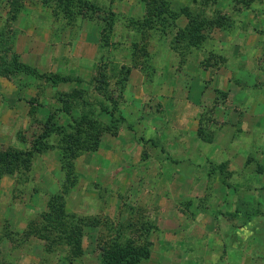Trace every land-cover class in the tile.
Wrapping results in <instances>:
<instances>
[{
    "label": "rangeland",
    "instance_id": "374dc122",
    "mask_svg": "<svg viewBox=\"0 0 264 264\" xmlns=\"http://www.w3.org/2000/svg\"><path fill=\"white\" fill-rule=\"evenodd\" d=\"M54 3L0 0V152L20 153L1 165L0 264H101L127 242L137 264H264V0ZM143 103L169 138L191 135L190 155L148 177L140 164L77 175L75 158L122 126L155 136L135 126ZM83 114L73 157L59 127Z\"/></svg>",
    "mask_w": 264,
    "mask_h": 264
},
{
    "label": "crops",
    "instance_id": "0c3cea01",
    "mask_svg": "<svg viewBox=\"0 0 264 264\" xmlns=\"http://www.w3.org/2000/svg\"><path fill=\"white\" fill-rule=\"evenodd\" d=\"M137 90H140L143 95L145 94L143 87H137ZM128 93L129 86L127 85L124 91L125 99L127 101L126 105L128 103H133L131 100L130 102L129 100H127ZM43 105H45V103ZM142 107H144L143 111L145 115L136 120L137 125L135 124V126L136 128H138L137 126L139 120L144 122V124L152 125V129L149 131L150 133L153 132L155 136L146 134L143 129L144 127H142L145 125H139L141 126L140 129L138 128L140 132L137 133L132 128L122 126L117 134L106 136L103 140L100 141L98 149L92 153V155H94L92 161L88 160L86 155L78 153L79 155L75 158L73 163V169L77 175L81 177L84 170L90 171V169H92V176L100 177L104 169H136V167L132 165L137 166L138 164H140L143 165L144 169H146L144 174L146 175V177H148L152 172L149 169H160L159 172H163V169L165 168L162 165V160H170L171 155L175 154V157L183 154H188V156L190 155L192 149L189 143L190 140L188 139L191 135L182 134L177 139L169 138L168 134L165 133V131L170 130L171 128H169L166 123L161 122L156 125L155 122L158 119L155 120L154 118L146 116V114H149V111L151 112L153 108L152 105L150 103H143ZM180 110L183 116H185L183 108H181ZM182 126L185 128L187 127L185 125ZM158 130L163 131L164 134L160 135L159 138H156ZM193 136L197 138L195 134ZM157 139H159V141ZM177 159L178 158H174V160H172L171 162L174 165H177ZM100 160H106V162L110 164L103 165ZM109 173L111 174L112 170H110ZM57 174H59V171H57ZM175 178L176 177L174 176L169 182V186L171 189H173V186L177 183ZM95 183H97V181ZM159 183H161V177L160 181H158V184ZM233 233L234 237L240 238V230L237 233L236 231H234ZM235 252L238 253V256L240 255L241 252L239 246L237 248V251ZM237 261L238 263L241 262L240 256L238 257ZM251 263L256 264L254 260Z\"/></svg>",
    "mask_w": 264,
    "mask_h": 264
},
{
    "label": "trees",
    "instance_id": "16d2710c",
    "mask_svg": "<svg viewBox=\"0 0 264 264\" xmlns=\"http://www.w3.org/2000/svg\"><path fill=\"white\" fill-rule=\"evenodd\" d=\"M78 0H75V2ZM72 2H74V0H55L54 3V9L55 10H60L63 14H67V12H70L69 9V5L72 4ZM93 7V5H91L90 3H88V5H85V7H82V10L88 9L89 7ZM93 10L96 11V9H98L97 7H93ZM87 11V10H86ZM85 11V12H86ZM82 12V11H79ZM84 12V13H85ZM17 68L21 71H26V73L29 74H35L36 69L29 67L25 64H20L17 63V65L14 67ZM45 79H47V81H49L52 85H58L61 83H69L72 81H76V79H74L73 77L70 76H60L57 75V73L52 74L50 77H48L47 75L43 76ZM69 112V109L66 111ZM87 115L83 114L81 115L78 119L77 118H73L72 122L66 126L63 127H59L61 128L60 130L64 131L65 133H67L68 135H66V138H62V134H64V132H58V134H60L59 136H61L60 138L62 140H67V144L66 146L63 147L64 150H68L70 151V153H72L73 157L76 156L80 151H78V141L80 138V134L83 132L82 130V121L87 119ZM49 120V119H48ZM114 122H117L115 119H112L110 121V125H108V127H106V129L104 128L103 131H108L112 134H114V130L115 129V125ZM46 127L49 126V121L46 123ZM87 129L89 130V132H87L88 137L87 138V142H89V144H86V147H84V149H96L98 144H99V134L100 131L95 129V126L90 127L88 126ZM97 131V132H96ZM92 132V134H91ZM95 133V134H94ZM50 134V132L48 131V129H46V134L45 136L48 137ZM65 135V134H64ZM44 136V134H43ZM91 141V143H90ZM86 142V143H87ZM89 145V146H88ZM19 152L18 151H1L0 152V174H3L4 169H2L1 165L2 163H4L6 160H16V159H20L19 157ZM32 155V152L30 153H26L25 156V160H28L29 157ZM69 173H72V169H70V172L66 173L64 172L65 176ZM51 209V206H50ZM61 211H63L61 209ZM69 240H71L69 238ZM72 240H76L75 238H73ZM141 253H139L138 249L133 246L130 242L124 243V244H119L117 246H115L112 249H109L107 251H105L102 254L101 257V264H137L140 259H141Z\"/></svg>",
    "mask_w": 264,
    "mask_h": 264
}]
</instances>
